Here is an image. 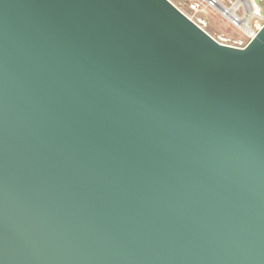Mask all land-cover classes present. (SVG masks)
<instances>
[{
    "label": "water",
    "instance_id": "1",
    "mask_svg": "<svg viewBox=\"0 0 264 264\" xmlns=\"http://www.w3.org/2000/svg\"><path fill=\"white\" fill-rule=\"evenodd\" d=\"M0 264H264V26L0 0Z\"/></svg>",
    "mask_w": 264,
    "mask_h": 264
},
{
    "label": "rangeland",
    "instance_id": "2",
    "mask_svg": "<svg viewBox=\"0 0 264 264\" xmlns=\"http://www.w3.org/2000/svg\"><path fill=\"white\" fill-rule=\"evenodd\" d=\"M177 7H179L184 13L190 15L195 20L202 21V27L219 42H243L246 40V31L241 27L233 24L228 18H226L220 9H212L206 15H195L190 11V4L198 0H171ZM237 0H220L221 4L227 8L232 9L233 4ZM261 15L264 16V0H254ZM239 18H246L247 12L243 9L235 11ZM262 20L259 17H251L249 20V27L252 31H256Z\"/></svg>",
    "mask_w": 264,
    "mask_h": 264
},
{
    "label": "built area",
    "instance_id": "3",
    "mask_svg": "<svg viewBox=\"0 0 264 264\" xmlns=\"http://www.w3.org/2000/svg\"><path fill=\"white\" fill-rule=\"evenodd\" d=\"M239 1L240 0H237L235 2V4H233V8L232 9H235V11L240 10V9H243V10H245L247 12V10L249 9V7H247V5H245L243 2H239ZM177 8H179V7H177ZM222 8L223 9H227V10L230 9V8H227L226 6H224L223 4H221L220 0H198V1H194V2H192L190 4V11L193 14L200 15V16L206 15L209 12V10H212V9H220L221 12H222ZM257 8H258V6H257ZM179 10H181V9L179 8ZM184 14H186V13H184ZM259 14H260L259 16H255V17H259L262 20V22H261L262 25H260L256 31L255 30L254 31L251 30V32H252L251 34L246 33V40L245 41H243V42H235V43H228V42H223L222 41L220 43L223 44V45H225V46H229V47L236 48V49H245L249 45V43L252 41V39L255 38V36L261 30V28L264 26V16L261 15L260 10H259ZM186 15L191 20H193L195 23H197L198 25H200L202 27V21L195 20L193 17H191L188 14H186ZM233 24L235 25L237 23H233Z\"/></svg>",
    "mask_w": 264,
    "mask_h": 264
},
{
    "label": "bare ground",
    "instance_id": "4",
    "mask_svg": "<svg viewBox=\"0 0 264 264\" xmlns=\"http://www.w3.org/2000/svg\"><path fill=\"white\" fill-rule=\"evenodd\" d=\"M239 2H243L247 5V7H249L246 18H238L235 14V9L227 10L222 8V13L233 23H237L235 24L236 26L241 27L248 34H251L252 32L249 27V20L251 17L259 16V10L254 0H240Z\"/></svg>",
    "mask_w": 264,
    "mask_h": 264
}]
</instances>
